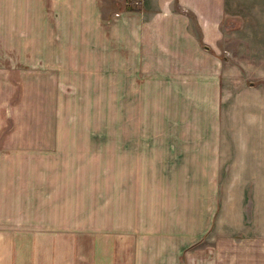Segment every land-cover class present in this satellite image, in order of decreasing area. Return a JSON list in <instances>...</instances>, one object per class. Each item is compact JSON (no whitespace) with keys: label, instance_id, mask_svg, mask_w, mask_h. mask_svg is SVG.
I'll return each instance as SVG.
<instances>
[{"label":"crops","instance_id":"0c3cea01","mask_svg":"<svg viewBox=\"0 0 264 264\" xmlns=\"http://www.w3.org/2000/svg\"><path fill=\"white\" fill-rule=\"evenodd\" d=\"M261 8L0 0V264H264ZM71 83L195 107L178 116L214 127L110 131L87 177L88 145L69 138L89 136L35 128L22 109L52 110Z\"/></svg>","mask_w":264,"mask_h":264},{"label":"rangeland","instance_id":"374dc122","mask_svg":"<svg viewBox=\"0 0 264 264\" xmlns=\"http://www.w3.org/2000/svg\"><path fill=\"white\" fill-rule=\"evenodd\" d=\"M262 7H264V0ZM263 12L259 13L260 20L264 21ZM238 23H234L236 27ZM228 28V25H227ZM83 84H68L65 90H55L53 109L44 104L30 107H22L26 114L29 112L33 117L32 126L35 128H52L56 131H70V136L88 135V144L83 138L71 137V141H76L77 146L88 145L86 148L84 164L86 169L79 170L84 172L87 177H92L93 160L92 155L98 141L104 140L108 144L110 131L122 129H140L149 131L153 136L156 131L167 129L169 131L195 129V131H209L214 124L209 120L185 121L178 116L187 107V114L192 117L191 111L195 107L191 106H141L127 104L133 100L126 99V91L116 90H95L82 89L78 86ZM78 87V88H76ZM46 101V100H45ZM47 101H50L49 99ZM117 102L116 105H109V102ZM137 100H134V102ZM64 104H59V103ZM67 103V104H65ZM17 111V109L15 110ZM52 111V113H51ZM178 116L177 118H175ZM131 119L132 121H129ZM23 124V123H22ZM95 136L94 138H92ZM153 140V138H151ZM84 148V147H83ZM80 150V148H77ZM81 168V167H80ZM91 168V169H90ZM75 172L71 171V176L76 177Z\"/></svg>","mask_w":264,"mask_h":264}]
</instances>
